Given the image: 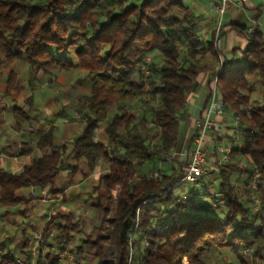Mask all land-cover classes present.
<instances>
[{"label":"trees","instance_id":"trees-1","mask_svg":"<svg viewBox=\"0 0 264 264\" xmlns=\"http://www.w3.org/2000/svg\"><path fill=\"white\" fill-rule=\"evenodd\" d=\"M125 1L0 0V53L7 63L24 61L34 74L45 76L78 69L87 73L91 84L90 94L79 101L86 118L66 159L72 167L64 158L66 148L56 146L53 131L47 132L37 148L48 154L17 176L0 169V205H19L24 197L16 192L27 187L48 188V194L56 196L62 192L55 183L61 171L71 169L74 175L83 163L89 177L102 164L105 172L87 201L100 225L94 240L88 234L83 245L76 246L77 260L88 245L95 250V264H182L184 259L204 264L207 249L215 246L234 252L239 264H264V105L251 106L256 87L252 78H257L264 96L263 33L255 29L249 34L243 65L230 69L225 64L218 75L223 110L233 114L242 142L232 149L231 162L215 163L218 192L201 196L195 188L177 192L184 164L158 169V177L143 169L147 164L151 172L157 160L172 161L188 94L197 78L211 70L206 60L218 58L216 39L201 37L195 18L180 0H144L127 6ZM154 52L160 54L161 64L145 65ZM142 66H148L147 77ZM15 80L11 74L10 81ZM145 95L150 97L143 100L149 108L158 105L149 109L157 126L152 136L140 134L137 128L143 123L138 124L127 108ZM114 107L116 112L104 128L109 138L104 147L95 141V132ZM24 148V153L31 150ZM243 159L248 168L240 165ZM138 173L142 176L135 180ZM237 179H244L245 194ZM200 180L207 185L204 177ZM253 183L259 201L255 211L249 196ZM107 224L109 234L104 235ZM52 225L58 231L56 249L46 257L55 264L60 251L72 244L79 223L71 215L57 214L43 235ZM41 251L34 264H45ZM0 264L21 263L0 245Z\"/></svg>","mask_w":264,"mask_h":264},{"label":"crops","instance_id":"crops-1","mask_svg":"<svg viewBox=\"0 0 264 264\" xmlns=\"http://www.w3.org/2000/svg\"><path fill=\"white\" fill-rule=\"evenodd\" d=\"M143 1L126 0L124 4L127 6L133 2L139 4ZM180 1L189 8L195 18L201 37L207 40L215 36L218 58L217 60L210 58L206 60L211 70L202 73L197 78L188 94L185 108L181 112V134L171 157L172 161L167 162V166L164 167L163 161L157 160L154 172L161 168L172 170L177 167L176 163L185 165L192 148L196 124L202 118L210 102L214 72L217 73L221 67L224 68L225 64L230 69L243 65L246 61L249 34L259 29L264 35V0H249L243 5L230 4L222 19L221 27L218 25L216 0ZM147 58L150 61L148 66L151 63L161 64V57L157 52L149 54ZM148 66L146 68L142 66L146 77L149 75ZM74 71H78L76 80H86L83 83L84 90H81L80 83L74 81L70 83L69 92L60 93L54 86L49 87L53 81L57 82L59 73H52V77L45 76L42 72L34 74L26 62L15 61L9 64L0 53L1 170L17 176L26 167L31 166L35 160L48 154L47 150L37 148V143L51 130L55 145L61 149L66 148L67 154L64 157L66 161L73 150L75 140L82 133L86 118V108L79 109L81 97L77 99V96L82 91L87 92L86 95L90 94L91 87L87 73L78 69L70 72ZM11 74L16 76L13 82L10 81ZM41 76L49 77L48 81H36ZM135 80H138V76ZM251 84L257 86V78H252ZM147 89L148 86H146ZM145 96L149 99L148 95ZM131 107L129 103L127 107L129 111ZM130 113L135 115L134 112ZM215 121L216 126L207 138L208 147L212 153L206 166V172L209 171L208 168L213 167L216 159L217 161L221 159L220 154L216 155L214 152V148L217 150L221 137H223L224 116L222 115ZM234 124L237 125L235 121ZM105 126L102 124L95 132V141L108 147L109 138L104 131ZM25 145L31 149L30 152H23ZM66 164L71 167L73 165L71 161H66ZM143 170L148 174L152 173L148 171L147 164ZM86 172V165L83 163L80 165L79 172L74 175L71 169L61 171L55 183L62 192L56 196L49 195L48 188L39 190L27 187L16 192L17 196L24 197V201L19 205H0V245L13 251L19 260L28 264H34L37 261L39 248H41L42 262H48L46 256L49 250L47 249H56L54 231L57 227L52 225L46 235H43V231L53 216L62 214L71 215L73 218L75 209H79L77 205L82 204L89 209V213L93 212L97 215L87 201L98 184V178L105 172V167L99 164L89 177H85ZM141 176V173H138L135 175V180H139ZM215 190L214 187L212 192ZM114 193L117 194V192ZM73 221L77 222L74 219ZM38 236L40 239L37 242ZM51 244H53L52 247H50Z\"/></svg>","mask_w":264,"mask_h":264},{"label":"rangeland","instance_id":"rangeland-1","mask_svg":"<svg viewBox=\"0 0 264 264\" xmlns=\"http://www.w3.org/2000/svg\"><path fill=\"white\" fill-rule=\"evenodd\" d=\"M136 3L133 2L132 5H135ZM162 61V60H161ZM59 73V78L57 79V82L53 81L52 83L49 84V87H55L58 92L60 91V93L62 92H69V87H70V83L71 82H76V83H80L81 85L80 88L81 90L83 88V83L86 81L85 79H78V71H74V72H61V71H53V73ZM77 72V75H76ZM80 75V74H79ZM53 76V75H52ZM49 76V77H52ZM49 77H44L41 76L40 78H38L36 81H48ZM60 84V85H59ZM85 91H82L81 93L78 94L77 99H79L80 97H84L86 96ZM81 98L79 99V101L81 100ZM150 98V97H149ZM143 100H148L147 96H145L143 99L137 100L133 103H131V110L129 112H134V114L137 117V121L138 124L139 123H143L142 125H140L137 129L139 130L140 134L145 136V135H155L157 132V126L154 123L153 117L151 116L152 114L149 112L150 110H155L157 109L158 105L157 102L152 103L151 107L149 108L148 105L146 103L143 102ZM259 105H264V96L262 94L261 88L259 85H257L255 87V90L253 92V94L251 95V106H259ZM116 107H114L112 109V111L110 110L109 112V116L107 119V122L103 123V126L107 125L108 122H110V120L113 117V113L116 112ZM84 109V108H83ZM223 116L225 119V123H224V127L222 128V130H224L223 132V137H221V142L220 145L222 147L228 146V144H231L233 141L236 140V135H237V127L234 124V116L231 113V111L228 108H225L223 110ZM144 117L146 118L147 121H145ZM228 136V137H226ZM214 152L219 153L218 150H216L214 148ZM221 157V156H220ZM174 159V158H173ZM221 159H218V161H220ZM217 161V159H216ZM231 162V160H228ZM221 162V161H220ZM215 163V162H214ZM222 164H224L225 162H221ZM233 163V161H232ZM167 162L163 163V166H167ZM240 165H242V167H247L248 165V160L247 159H243L242 162H240ZM213 167L208 168L209 171L205 170V174H204V181L207 183V185H203L201 183V180H198L197 183L193 184V183H186L183 182L181 184H178L175 188V190L177 192H190L195 188V192H197V194L199 196H201L202 193H206V192H211L213 193V188L217 187L216 183V164L212 165ZM155 168V166H154ZM153 168V169H154ZM248 168V167H247ZM103 170V168H101ZM156 170V169H154ZM158 170V169H157ZM159 172V171H158ZM152 173H154V171H152ZM248 175H245V178ZM238 174H235L233 176V178H237ZM254 177V176H253ZM254 179V178H252ZM244 181V179H237V185L238 189L241 193H244V187L242 186V182ZM91 185V184H90ZM93 185V184H92ZM255 189L252 188V191L250 192L251 194H249L251 200H253V204H250L251 206H254L255 210H257L258 205H259V201H258V195L255 193L254 191ZM254 191V193H252ZM216 192H218V188L216 189ZM245 194V193H244ZM114 196H116V193L113 194ZM214 206V203L212 205V207ZM79 209H75V212L73 213V219L76 220L80 225H79V230L77 232L74 233V238L72 241V244H70V246L65 249L64 251H67L68 253H71L73 255V259H66L64 262H59L57 261L55 264H78L77 261L80 264H95L96 260L94 259V249H91L88 245H84V252L82 254V259H76V246L77 245H83L82 241L85 240L86 236L88 234L92 235L93 240L96 238V233H97V226L100 225V217L98 216V214L96 215V213H89V209L86 208L83 204L78 206ZM210 207V208H212ZM92 211V210H91ZM94 211V210H93ZM112 213L109 214L108 219H111L112 217ZM106 228L104 230V232L102 234L104 235H108L109 234V228H108V224L106 225ZM55 235H57L58 231L55 229L54 231ZM39 237V236H38ZM37 237V238H38ZM52 242V241H51ZM49 250V252L53 251V248H49L47 249V251ZM14 251H16L14 249ZM64 251H60L59 254H61V252ZM203 262L204 264H239L236 255L234 254V252L229 251V250H225V249H219L215 246L210 247L209 249H207L205 257L203 258ZM45 264H52L49 261L46 262ZM182 264H189L187 259H184Z\"/></svg>","mask_w":264,"mask_h":264},{"label":"built area","instance_id":"built-area-1","mask_svg":"<svg viewBox=\"0 0 264 264\" xmlns=\"http://www.w3.org/2000/svg\"><path fill=\"white\" fill-rule=\"evenodd\" d=\"M216 11L219 15V23L218 25L221 27L222 19L227 12V8L230 4L236 5H243L247 3L249 0H216ZM149 59L146 58L145 65H148ZM223 67L219 69L216 75L212 79V90L210 94V102L205 109L202 118L196 124V133L193 137L192 148L188 153V160L184 165V172H183V182L186 183H197L200 180L206 170V166L210 160L211 150L208 147L207 138L209 133L213 128L216 126V119L221 118L223 115V105L219 95L218 90V75L222 71ZM242 142L239 138L238 134L236 135V140L233 141L228 146L222 147L221 145L217 146V150L221 156V162H228L229 156L232 152L233 148L241 147ZM175 156V155H174ZM173 156V157H174ZM150 177H158L159 172H154L149 175ZM258 174L254 176L256 179ZM252 188L256 189L255 183L252 184ZM40 237L36 238L38 241ZM66 259H73V255L68 253L67 251L61 252L59 255V262H64ZM21 264H28L22 260H20Z\"/></svg>","mask_w":264,"mask_h":264}]
</instances>
